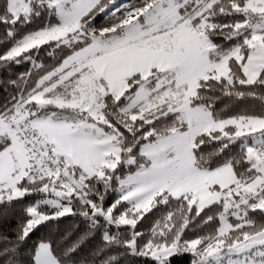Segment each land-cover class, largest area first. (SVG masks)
<instances>
[{
    "label": "snow or ice",
    "instance_id": "6c2138e0",
    "mask_svg": "<svg viewBox=\"0 0 264 264\" xmlns=\"http://www.w3.org/2000/svg\"><path fill=\"white\" fill-rule=\"evenodd\" d=\"M0 264H264V0H0Z\"/></svg>",
    "mask_w": 264,
    "mask_h": 264
},
{
    "label": "trees",
    "instance_id": "16d2710c",
    "mask_svg": "<svg viewBox=\"0 0 264 264\" xmlns=\"http://www.w3.org/2000/svg\"><path fill=\"white\" fill-rule=\"evenodd\" d=\"M118 2H123V0H118Z\"/></svg>",
    "mask_w": 264,
    "mask_h": 264
}]
</instances>
